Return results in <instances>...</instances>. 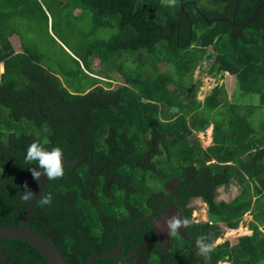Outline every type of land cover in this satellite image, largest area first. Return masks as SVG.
Returning a JSON list of instances; mask_svg holds the SVG:
<instances>
[{
  "label": "trees",
  "instance_id": "trees-1",
  "mask_svg": "<svg viewBox=\"0 0 264 264\" xmlns=\"http://www.w3.org/2000/svg\"><path fill=\"white\" fill-rule=\"evenodd\" d=\"M260 1L209 0L206 4L205 0H176L172 7L161 0H0V225L20 224L27 206L20 201L25 181L33 191L38 188L29 171L31 166L24 164L28 145L38 141L48 149L59 146L64 160L80 152L79 135L69 121L81 129L85 145L93 149L92 162L88 167L90 152H86L77 163L65 167L63 179L48 181L42 192L52 193V206L41 207L36 202L26 222L59 250L67 264H82L94 253L114 248L127 225L151 208L158 210L164 188L158 190L159 185L149 181L158 180V171L164 183L180 178L183 186L176 190L185 216L191 218L194 210L187 206L189 200L201 197L207 204L208 220L193 222L187 231L191 237L183 238V248L167 250L152 220L143 219L126 231L121 262L136 264L141 258L146 264H264V125L258 131L250 121L255 104L237 101L236 92L226 101L225 89L217 85L192 120L194 127L214 122V143L205 150L194 138L189 142L192 130L187 114H180L200 107L195 97L199 82L189 96L187 88L207 45L214 41L217 62H211L209 71L234 74L241 93L258 94L264 105V8L245 28H236L227 20L208 23L199 14L200 10L209 18L234 17L243 23ZM78 8L80 15L90 11L94 32L111 30L109 37L89 38L81 48L83 66L92 71L93 58L108 57V72L101 71L100 76L114 80L112 72L118 71L129 85L113 88L111 81L107 87L99 85V79L83 71L75 58L80 71L96 82L83 91H70L40 64L46 58L40 47L46 38L65 51L58 40L59 29L80 16L73 15ZM202 26L198 35L197 28ZM233 29L240 33L234 36ZM13 35L19 36L21 51H17ZM144 52L152 54L155 62L163 60L176 66L179 80L175 76L171 80L173 91L160 76L143 82L138 73L133 82L134 75L126 67L128 60ZM157 102L167 103L161 115ZM202 110L218 111L219 116L214 118L210 113L207 117ZM212 159L216 161L207 163ZM99 170L96 176L92 174ZM112 174L120 177L114 176V188L107 182ZM233 181L240 184L241 192L231 201L217 200V189ZM118 187L125 189L115 193ZM118 195L125 196L124 206L119 204ZM144 201L150 208L146 211L141 210ZM248 211L254 216L252 234L240 236L235 244L228 240L215 244L210 262L197 255L196 237L215 243L224 232L220 223L237 228ZM0 264L47 263L28 242L0 237ZM91 264H115V260L100 258Z\"/></svg>",
  "mask_w": 264,
  "mask_h": 264
},
{
  "label": "rangeland",
  "instance_id": "rangeland-1",
  "mask_svg": "<svg viewBox=\"0 0 264 264\" xmlns=\"http://www.w3.org/2000/svg\"><path fill=\"white\" fill-rule=\"evenodd\" d=\"M166 2H169V0H164ZM207 1L205 0L206 4ZM202 3L199 2V5ZM82 12L81 9H76L73 13V15H80ZM64 23L66 24V20H64ZM204 27L197 28V33L198 35L202 34ZM51 31V30H50ZM60 32V39L59 43L64 47L65 51L57 44L54 42L50 41L46 35V39L44 40V43L40 45L41 48H43V56L46 57L45 59L42 60L40 63L42 66L45 67V69L49 70L52 74L60 78L61 82L63 85L68 88L70 91H83L86 87H90L94 82H96L94 79L98 78L100 83L99 85L107 87V85L100 79L101 71H107L108 66L106 65V61L108 57H97L93 58L91 60L92 64V71H88L82 63V58H84V52L81 50V48L89 41V38H95V37H109L111 35V30L105 29V28H99L96 32L93 31L92 28V16L90 15V11H85L84 14L80 15L79 17L76 18H71L70 20L67 21V26H63V28L59 29ZM52 35L54 33L51 31ZM250 31L248 30L245 32V34H249ZM14 45L17 48V51L22 50L20 38L18 35H13L11 37ZM208 50H214L213 45H209ZM142 54V56L139 54H135L131 56V58L128 60V63L126 66L127 68L129 67L130 73L134 75L133 82H136L137 75L141 76L143 79V82H146V79H154L155 80L158 78V76L163 77L165 82L168 81V83H165V86L169 91L174 90V84L171 80H173L174 76L176 80H179L178 73H177V68L172 62L168 61H158L155 62L152 54ZM79 60L80 62V67H82L83 71L87 72L90 76L95 77L94 79L92 77H89L88 75L86 76L80 71V67L78 65V62L76 59ZM215 57L213 56L212 59H210L209 62H207L204 67L202 68L201 71L198 70V67L194 70L193 73V83L194 86H196V83L199 82L198 90L195 93L196 100L199 101L200 107L198 110L194 112H188L187 111H182L180 114H187L186 115V122L188 127L192 130V133L190 137H188L189 142L191 143L192 139L194 138L195 141H198L200 146L199 148L202 149H207L209 146L213 145L214 143V122L209 121L208 127H205L207 123L204 125H200L199 127H194L192 124V120H194L193 116L197 114L198 111L203 109L206 105V98L212 93V91L215 89L217 86L216 84L219 85V83L222 82V86L226 91L227 98L226 101H230L231 98H233L234 92H236V100L239 102H245V104H255V108L253 109L254 113L250 118L251 123L254 125V127L260 131V126L264 125V105H261L260 103V98L258 94H242L241 91L238 88V82L234 74H230L228 72H222V76L218 75L217 72L212 71L210 72L209 65L212 60H214ZM109 60V59H108ZM204 61V57L201 61V63ZM119 60L114 62L112 66H115ZM200 63V64H201ZM82 64V65H81ZM3 63H0V74L2 72L3 68ZM111 66V67H112ZM90 70V69H89ZM111 70V69H110ZM109 70V71H110ZM108 72V71H107ZM224 73V74H223ZM114 74V75H113ZM112 78L114 85L118 86L119 81L124 82L125 84H128L126 80H124L121 77V74L118 71L112 72ZM124 77V76H123ZM119 78V79H118ZM25 83V79H22V84ZM121 84V83H119ZM192 84V83H191ZM190 84V86H191ZM129 85V84H128ZM189 86V87H190ZM215 86V87H214ZM132 87H138L135 85H132ZM92 88V87H91ZM90 88V89H91ZM139 88V87H138ZM88 89V90H90ZM156 91V90H155ZM143 96V101L147 102L148 99L139 92ZM160 93V92H159ZM177 93V92H176ZM161 94V93H160ZM174 96V92L173 95ZM232 96V97H231ZM181 98L184 97L183 94L180 96ZM152 102H156L155 100H152ZM159 105V110L158 113L159 115L162 114V110L164 108V104H167L166 102H157ZM223 107V108H222ZM222 110H224V106L219 107ZM204 115L207 117L210 116L211 112H208L206 110ZM201 111V112H202ZM252 111V112H253ZM178 114L177 116H179ZM211 115L216 118L219 116L218 111L215 114ZM213 117H209L213 119ZM227 117V116H226ZM128 126L129 123L127 122ZM127 124H123L125 127ZM205 127V129H203ZM122 129H124L121 126ZM193 142V141H192ZM162 150L166 149V146L160 147ZM172 150H175L172 147ZM215 159L209 160L207 163H212L215 162ZM165 163L169 162V157L164 159ZM134 172H138L135 170ZM158 180H149L150 183H155L156 185H159L156 187L158 190L162 188L164 182H161L159 171L156 174ZM176 182L172 183L170 187H172ZM119 189L124 190L125 188L123 187H118L115 188L114 192H118ZM242 190V187L237 181H233L229 185H223L220 186L217 189V200H226V201H231L233 200ZM126 193V191H124ZM98 195H100V192H98ZM120 197L119 204L120 205H125L124 198L125 196L123 195H118V198ZM134 196H132L133 198ZM143 206L141 207V210L146 211L149 209L148 203L144 201ZM190 206L194 207L193 210V219L195 221H206L207 218V204L202 201L200 198H195L191 201L189 204ZM254 202H251L250 209L253 208ZM147 215H149L147 213ZM254 219L252 211H248L243 215V218L241 222L239 223V226L237 228L229 230V227L226 226L224 223H220L221 229L224 231L223 235L215 241V244L222 243L226 240H228L230 243L235 244L237 243L238 239L240 236L243 235H250L252 234V230L250 227V224L255 223L252 221ZM181 234L178 232V234L174 237L175 243L171 246L169 250H173L177 247L183 248L182 246L185 245V241L183 237H179ZM179 237V238H178ZM173 240V241H174ZM218 264H226L225 262H221ZM227 264H230V262H227Z\"/></svg>",
  "mask_w": 264,
  "mask_h": 264
},
{
  "label": "clouds",
  "instance_id": "clouds-1",
  "mask_svg": "<svg viewBox=\"0 0 264 264\" xmlns=\"http://www.w3.org/2000/svg\"><path fill=\"white\" fill-rule=\"evenodd\" d=\"M161 2L165 4L164 0H161ZM175 5L176 0H169V3L165 4V6L172 7ZM100 79L102 81H108V79L102 76ZM24 164L31 166L29 167V171L32 178L37 181L38 186L43 183L41 179L42 177L46 181H55L63 179L65 176L64 152L59 146L48 149L38 141L32 142L27 146L26 154L24 156ZM20 201L29 206L31 205V202L35 201L41 207H51L53 204V195L52 193L43 194V192L38 195L29 187L27 181H25L23 191L20 194ZM210 223H212V221H210ZM192 226V219L179 214H174L168 217L165 221V230L169 237H175L180 229L188 231ZM195 248L197 249L198 256L204 257L208 262L211 261V253L215 248L214 242L208 241L204 236H198L195 239Z\"/></svg>",
  "mask_w": 264,
  "mask_h": 264
},
{
  "label": "water",
  "instance_id": "water-1",
  "mask_svg": "<svg viewBox=\"0 0 264 264\" xmlns=\"http://www.w3.org/2000/svg\"><path fill=\"white\" fill-rule=\"evenodd\" d=\"M239 2H240V0H239ZM239 2H237L235 10L237 9ZM187 3L188 2L183 3L181 5V8L183 9L184 5ZM263 8H264V0H261L259 2V4L257 5V7L255 8L254 12L252 13L251 17L246 22H243V23H237L234 18L230 20L228 17H222V16L209 18L206 14H204L200 10H199V14L208 23H212L214 21L227 20L230 22V24L232 26H235L236 28L237 27L238 28H245V27H248L252 22H254L257 19V17L259 16V14L263 10ZM185 12H186V10H185ZM186 14L189 17L187 12H186ZM191 24H192V22H191ZM212 55H213L212 52H209L207 55H205L204 61L198 66L199 71H201L202 68L204 67V65L210 61V59L212 58ZM192 87H193V84L188 88V94H190ZM61 120L65 121L63 119H61ZM66 122L68 124H70L76 130V132L78 133V135L80 137V141H81V150H80V153L78 154V156L72 160H69V161L65 160L64 161L65 167H68V166L74 165L79 160H81V158L85 155V152L88 150V148L85 147L84 138H83V134H82L81 129L79 127L74 126L69 121H66ZM208 126H209V123H207L205 127H208ZM205 127L203 129H205ZM41 179H42L43 183L40 186H38V188L36 190V193L38 195L43 191L46 183L48 182L43 177ZM176 195L177 194L175 193L174 196H176ZM35 203L36 202L33 201V202H31L30 206L29 205L26 206V208L22 214L20 224L18 226L0 225V237L14 238V239H19V240H23V241L28 242L29 244L34 246L41 253V255L43 256V258L45 259L47 264H67V262L64 260L61 253L59 252V250L56 247H54L44 236L37 233L35 230L30 229L27 226V224H26L27 218H28L31 210L35 206ZM144 217L145 218H151L152 216L147 215ZM141 219H143V218L137 219L136 222L140 221ZM133 225H134V223L132 225H129L128 227H126L121 232L120 239L114 248H112L111 250L105 251V252L96 253L82 264H91L92 262H94L95 260L100 259V258H115V259L119 258L120 254L122 252L121 244H122L123 237H124L126 231L129 228H131Z\"/></svg>",
  "mask_w": 264,
  "mask_h": 264
},
{
  "label": "flooded vegetation",
  "instance_id": "flooded-vegetation-1",
  "mask_svg": "<svg viewBox=\"0 0 264 264\" xmlns=\"http://www.w3.org/2000/svg\"><path fill=\"white\" fill-rule=\"evenodd\" d=\"M188 3H189V1H187ZM187 3V4H188ZM234 18V17H233ZM232 34H234V36H236L237 34H239L240 33V30H232V32H231ZM214 43H215V41H214ZM214 43L212 44V43H210L209 45H213V47H214ZM209 45H207V47L209 46ZM215 50V49H214ZM209 52H212L213 53V55H212V58H213V56L215 57V51L213 52V50H208V48H207V53L205 54V55H207ZM204 58H205V56H204ZM211 58V59H212ZM212 61H216L215 59L214 60H212ZM211 61V62H212ZM211 62H210V65H209V67L211 68ZM217 62V61H216ZM215 72H217V70H215ZM225 72H227V71H224V73ZM223 73V74H224ZM218 75H222V72H219V73H217ZM110 81H111V83H113L112 81L113 80H111V79H109ZM110 81H106V80H104V83L105 84H109V82ZM119 83H121V84H119ZM119 83H118V86H120V85H122V84H124V82H120L119 81ZM193 84V87L191 88V91H192V89H194V83H192ZM191 84V85H192ZM216 85H218V84H216ZM222 85V82L221 83H219V86H221ZM113 88H117L118 86H116L115 85V87H114V85L112 84L111 85ZM190 86V85H189ZM189 86H188V88H189ZM215 87V86H214ZM188 88H187V90H188ZM191 91H190V93H191ZM190 94H188V96H189ZM42 113V112H41ZM80 138V137H79ZM80 143H81V141H80ZM85 143V142H84ZM85 147L86 148H88V150L86 151V152H90V157H89V159H88V162H87V165H88V167L90 166V164H91V162H92V159H93V149L92 148H90V147H87L86 145H85ZM80 150H81V147H80ZM86 152H85V154H86ZM80 153V152H79ZM78 153V154H79ZM78 155H76V157H77ZM85 156V155H84ZM83 156V157H84ZM155 156V154L153 155V157ZM82 157V158H83ZM152 157V158H153ZM75 158V157H74ZM73 158V159H74ZM81 158V159H82ZM72 160V159H71ZM91 160V161H90ZM152 160V159H151ZM65 161V160H64ZM66 161H69V160H66ZM90 161V162H89ZM101 172V170H99L97 173L96 172H93L92 174L94 175V176H96L98 173H100ZM115 174L113 175H111V179L110 180H108L107 182H108V185H109V187L110 188H114V186H116L115 185V177L117 178L118 176H115ZM118 178H120V177H118ZM174 182H176L172 187H170V185L172 184V183H174ZM180 182H181V180H180V178H177V177H172V178H169L165 183H164V185H163V188H164V193H163V197H164V199L161 201V203H160V207L158 208V210L157 211H155V209L154 208H149L150 210L148 211V212H146L144 215H142V216H138V218L137 219H139V218H143V219H151L152 220V226H153V228L155 229V231H156V233H157V236H158V239L163 243V245H164V248H166L167 250H169L170 248H171V246L175 243V238L174 237H169L167 234H166V230H165V221H166V219L168 218V217H170V216H172V215H174V214H179V215H181V216H185L186 215V213L184 212V211H186L185 210V207L182 205V204H180L179 202H178V192H177V187H178V185H180V186H183V185H181L180 184ZM96 187H94V189H95ZM177 194L176 196H174V194ZM195 198H200L201 200H202V198L201 197H192L190 200H189V202H188V204H187V206H189L190 207V203H191V201L193 200V199H195ZM203 201V200H202ZM147 213L149 214V215H151L152 217L151 218H145L144 216H147ZM185 213V214H184ZM192 214H193V212H192ZM189 218V217H188ZM136 219V220H137ZM143 219H141L140 221H142ZM190 219H192L193 220V222H200V221H195L194 219H193V216H191V218ZM136 220L134 221V222H132V223H130L129 225H132L133 223H134V225H136L137 223H139L140 221H138V222H136ZM136 222V223H135ZM129 225H127L126 227H128ZM133 225V226H134ZM132 226V227H133ZM125 227V228H126ZM124 228V229H125ZM123 229V230H124ZM122 230V231H123ZM179 233L181 234L179 237H183V238H185V239H189L191 236L188 234V232L187 231H185L184 229H180V231H179ZM178 234V233H177ZM178 237V238H179ZM174 240V241H173ZM192 242V241H191ZM122 245V244H121ZM121 249H122V247H121ZM111 250V249H110ZM108 251V250H107ZM103 252H105V251H103ZM101 253V252H100ZM94 254H96V253H94ZM93 254V255H94ZM121 254H122V252H121ZM121 254H120V256H119V258H117V259H115V258H111V259H114L115 260V264H128V263H125V262H121L120 261V257H121ZM92 255V256H93ZM91 257V256H90ZM89 257V258H90ZM89 258H87L86 260H88ZM85 260V261H86ZM84 261V262H85ZM83 262V263H84ZM141 262L143 263V264H146V260H142L141 258H138V259H136L135 260V263L136 264H141Z\"/></svg>",
  "mask_w": 264,
  "mask_h": 264
},
{
  "label": "crops",
  "instance_id": "crops-1",
  "mask_svg": "<svg viewBox=\"0 0 264 264\" xmlns=\"http://www.w3.org/2000/svg\"><path fill=\"white\" fill-rule=\"evenodd\" d=\"M3 70V69H2ZM122 78H123V76H121ZM119 79V78H118ZM124 79V78H123ZM125 84V83H124ZM114 85V84H113ZM114 87H115V85H114Z\"/></svg>",
  "mask_w": 264,
  "mask_h": 264
},
{
  "label": "bare ground",
  "instance_id": "bare-ground-1",
  "mask_svg": "<svg viewBox=\"0 0 264 264\" xmlns=\"http://www.w3.org/2000/svg\"><path fill=\"white\" fill-rule=\"evenodd\" d=\"M229 230H231V229H229ZM219 263H221V262H219ZM226 264H227V262H225Z\"/></svg>",
  "mask_w": 264,
  "mask_h": 264
}]
</instances>
